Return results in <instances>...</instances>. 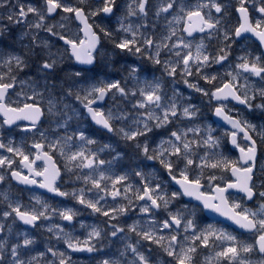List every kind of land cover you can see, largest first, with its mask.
<instances>
[{"label": "clouds", "instance_id": "clouds-1", "mask_svg": "<svg viewBox=\"0 0 264 264\" xmlns=\"http://www.w3.org/2000/svg\"><path fill=\"white\" fill-rule=\"evenodd\" d=\"M20 2L0 0V84L12 86L4 89L3 94L11 103H24L32 96L34 102L38 101L41 106L39 132L53 142L60 138L73 145L84 143L98 157L111 161L112 169L127 178L133 191H122L120 198L114 200L107 193L80 182L77 195L85 199L95 198L103 201L101 207L115 209L114 222L76 205L75 223L70 231L75 236V243L89 244L91 252L70 251L67 245L74 241L66 239L69 230H48L49 224L63 225L62 218L51 208L48 209L51 220H42L39 226H23L12 219L5 220L4 229L0 231V241H3L0 245V264H58L60 259L66 260V264H140V255L150 264H161L156 255L158 250L150 252L153 246L146 244L138 232H129L124 228L121 233L112 235L120 217L129 215L138 218L137 173L140 179L158 181L167 187L168 173L162 164L171 162L175 166L185 157L195 158L201 150V141L193 132L189 134L190 139L197 143L191 145L190 152L182 149L181 155L173 159L168 155L175 151L176 138L172 133H178L183 143L188 127L195 129L199 126L202 136L207 126L223 130V123L213 110L215 102L210 96H202L196 91L201 86L202 77L208 75L211 79L214 75L219 83L227 71H235L240 57L249 60L264 58V47L249 48L251 39L246 37L237 43L233 38L231 43L234 48L229 50L232 58L227 63L217 66L213 55L207 65H192L191 80L186 84L189 76L182 65L176 75L171 74L172 67L179 63L173 50L162 48L160 43H154L150 48L146 43L147 38L155 40L166 28L164 13L159 10L161 0H152L149 15L141 10V5L147 0H131V12L128 8L130 0H112L113 12L99 17L89 13L88 19L96 39L90 47L91 59L88 62L76 60L62 39L79 40L80 28L74 18L58 14L55 19L49 20L44 0H27L37 9V14L20 20L14 12ZM70 3L87 8L94 0H70ZM232 3H239V0H232ZM257 3L264 4V0H249L250 5ZM41 16L45 19L42 20ZM229 27L227 17L222 18L219 28L226 31ZM211 35V47L216 50L223 43L224 33L217 36V29H213ZM125 39L134 40V46L127 50L117 48L116 45ZM136 46L140 48L139 53L135 50ZM158 53L163 55L158 56ZM249 77L256 80L254 87L242 85L237 88L244 103L231 96L219 103L232 116L246 122L249 133L255 139L253 186L261 191L264 190V78L252 73ZM108 85L116 87L108 88ZM204 87L210 91L208 86ZM96 88H103L104 91L98 93ZM148 95L152 96L151 100L145 99ZM95 112L101 115L94 119ZM100 119L105 123H98ZM89 139L92 144H87ZM181 170H188L186 163L181 165ZM192 171L199 174L200 170ZM74 179L73 172L69 171L62 183L67 199L72 203H75L72 195ZM20 195L29 206L34 204L33 196L52 207L56 206L55 197L43 190L24 188ZM175 196V200L169 199L168 205L151 209L153 214L176 208L211 215L197 209L195 203L178 188ZM9 224L13 225L11 231L8 230ZM24 234L30 238L28 244L24 243ZM46 247L56 249L57 255L46 260L36 257L35 261H30L32 254L37 250L43 252ZM59 253H63V257Z\"/></svg>", "mask_w": 264, "mask_h": 264}, {"label": "snow or ice", "instance_id": "snow-or-ice-1", "mask_svg": "<svg viewBox=\"0 0 264 264\" xmlns=\"http://www.w3.org/2000/svg\"><path fill=\"white\" fill-rule=\"evenodd\" d=\"M44 3L47 19L53 20L58 14H64L76 20L80 28L79 40L62 39L76 60L88 62L91 59L90 47L96 39L88 15L90 13L93 17H99L113 12L115 7L112 0H94L87 8L73 6L70 0H44ZM128 8L130 12L133 10L131 0ZM141 10L145 15L151 14L152 0L142 4ZM159 10L164 13L166 28L155 40L147 38L146 43L150 48L154 43H160L162 48L173 50L179 63L172 67L171 74L176 75L182 65L189 76L186 84L191 80L192 65H207L213 55L217 66L227 63L232 58L229 50L234 48L231 43L233 38H236L237 43L246 37L251 39L249 48L264 47V4L250 5L249 0H239L235 4L232 0H161ZM14 12L20 20H24L36 15L37 9L26 0H21ZM156 14L159 16V13ZM224 17H227L230 25L226 31L219 28ZM41 19L45 17L41 16ZM213 29H217V36L224 33L223 43L216 50L211 47ZM134 44V40L125 39L116 47L127 50ZM135 50L140 52L138 46ZM157 55L162 56L163 53ZM249 73L264 78V58L249 60L240 57L235 64V71H227L219 83L214 75L211 79L208 75L202 77L201 86L196 91L202 96H210L215 102L213 110L222 121L223 130L207 126L202 136L199 126L195 129L188 127L184 132L183 143L181 136L173 132L176 138L175 151L168 153L173 159L181 155L182 149L190 152L191 145L197 143L190 139L189 134L193 132L201 141L200 152L195 158L185 157L175 166L171 162L162 164L168 173L167 187L158 181L140 179L137 173L138 218L129 215L120 217L113 236L124 228L129 232H138L146 244L153 246L150 252L158 250L156 255L161 264H264V190L257 191L253 186L256 142L248 131L247 123L232 116L219 103L229 96L244 103L237 88L242 85L255 86L256 80L249 77ZM204 86H208L210 91ZM11 87L0 84V217L3 218L0 219V231H3L4 221L8 219L23 226H39L42 220H51L48 214L51 208L62 218L63 225L49 224L48 230H69L66 239L74 241L67 245L69 250L91 252L89 244L75 243V236L70 231L75 223L76 205L114 222L115 209L101 207L103 201L95 198L85 199L77 195L80 182L90 184L114 200L120 198L122 191L131 193L133 188L122 173L112 169L111 161L98 157L84 143L73 145L64 139L57 138L53 142L46 138L43 132L38 131L40 103L34 102L32 96L24 103L9 102L3 90ZM114 87L116 85H108V88ZM96 91L102 93L104 89L96 88ZM145 99L151 100L152 96L148 95ZM100 115L95 112L93 118ZM98 123L105 122L100 119ZM92 143V140H87V144ZM184 163L188 170H181ZM193 169H199V174ZM69 171L75 176L72 189L75 203L67 199L62 187L64 176ZM24 188L51 193L56 199V206L41 202L35 196L32 197L34 204L27 205L20 195ZM177 188L195 203L197 209L211 215L176 208L153 214L151 209H159L162 204L168 205L169 199H176ZM183 207L187 208L186 205ZM12 226L8 225L9 231ZM24 235V243L28 244L30 238ZM2 244L3 241H0ZM56 255V249L46 247L43 252L37 250L29 259L35 261L39 257L46 260ZM59 255L63 257L64 254ZM257 256L261 259L257 260ZM139 261L140 264H150L143 255L139 256ZM58 264H66V260L60 259Z\"/></svg>", "mask_w": 264, "mask_h": 264}, {"label": "flooded vegetation", "instance_id": "flooded-vegetation-1", "mask_svg": "<svg viewBox=\"0 0 264 264\" xmlns=\"http://www.w3.org/2000/svg\"><path fill=\"white\" fill-rule=\"evenodd\" d=\"M27 1V0H26Z\"/></svg>", "mask_w": 264, "mask_h": 264}, {"label": "rangeland", "instance_id": "rangeland-1", "mask_svg": "<svg viewBox=\"0 0 264 264\" xmlns=\"http://www.w3.org/2000/svg\"><path fill=\"white\" fill-rule=\"evenodd\" d=\"M27 2V1H26Z\"/></svg>", "mask_w": 264, "mask_h": 264}]
</instances>
